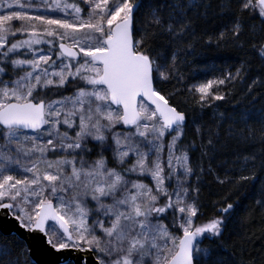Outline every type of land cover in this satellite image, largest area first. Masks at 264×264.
<instances>
[{"label": "snow or ice", "instance_id": "6c2138e0", "mask_svg": "<svg viewBox=\"0 0 264 264\" xmlns=\"http://www.w3.org/2000/svg\"><path fill=\"white\" fill-rule=\"evenodd\" d=\"M217 16L237 46L248 27L264 33V0H0V264H35L10 221L41 234L54 264H264V246L256 256L252 236L229 229L227 196L203 218L202 178L232 176L211 167L219 132L186 138L190 118L158 87L181 78ZM157 36L171 47L154 52ZM252 48L264 62V40ZM246 67L192 85L199 106L225 100L221 86ZM238 119L246 127L229 137L264 140V111ZM238 159L241 172L257 167ZM255 204L264 212V181Z\"/></svg>", "mask_w": 264, "mask_h": 264}, {"label": "trees", "instance_id": "16d2710c", "mask_svg": "<svg viewBox=\"0 0 264 264\" xmlns=\"http://www.w3.org/2000/svg\"><path fill=\"white\" fill-rule=\"evenodd\" d=\"M144 3H154L156 0H143ZM142 26V25H141ZM231 25L225 17L217 16L209 25L205 26L204 31L207 35L197 40L190 55L187 56V62L180 63L181 78L170 79L158 85L163 94L169 99V103L177 106L186 112L190 118L188 128L186 129V138L196 137L195 127L199 126L202 132L210 130L219 132L217 143L219 150L212 157L211 167L217 174L223 178L225 171H230L232 176L230 182L220 185L215 182L212 175H206L202 178V187L200 199L203 204V218H210L216 214L214 205L222 203V197L227 196L234 203L236 215L229 221V229L238 228L240 231L251 235L252 241L246 244L251 250V244H254V255L261 254L264 246V212L255 204V198L260 187V182L264 181V168L259 166V159L264 157V140L259 135L254 141L246 143L237 142L227 134L231 127L234 130L245 128L246 125L238 119L239 114L244 112L264 111V86L257 83L249 91V84L254 80H264V62L256 55L252 43L257 46L261 40H264V33L260 32L259 24L256 25V33L253 35L251 27L246 29L242 35L243 46H237L231 40ZM224 36H219L220 32ZM211 36L213 43L206 44L205 39ZM218 41V43H217ZM161 47H171L167 43V38L157 36L153 44V51L158 52ZM247 61L246 71L241 76L227 84L221 86L220 91L225 94L223 101H209L210 106L206 104L201 108L196 102L197 94L191 91L192 85L203 83L206 80L214 79L221 74L229 71L234 72ZM65 90V94L70 95L71 90ZM215 91V89H214ZM223 114L222 116L220 114ZM195 119V124L192 123ZM251 126L259 130L258 123H251ZM207 135V132H205ZM199 144V140H197ZM199 156V152L194 153ZM242 155H255L257 157V167L251 169L250 166L241 172L239 165L242 163ZM111 160V158H110ZM207 167V164L205 165ZM255 172L256 180L238 181L240 175H250ZM231 180H237L232 183ZM251 212L248 223H243V217Z\"/></svg>", "mask_w": 264, "mask_h": 264}, {"label": "water", "instance_id": "95a60500", "mask_svg": "<svg viewBox=\"0 0 264 264\" xmlns=\"http://www.w3.org/2000/svg\"><path fill=\"white\" fill-rule=\"evenodd\" d=\"M51 223V222H49ZM9 228H14L24 237L27 243L31 247L30 259L35 264H54L57 254L53 253L52 250L46 245L44 237L41 234H28L23 230L18 229L14 221L8 222Z\"/></svg>", "mask_w": 264, "mask_h": 264}, {"label": "rangeland", "instance_id": "374dc122", "mask_svg": "<svg viewBox=\"0 0 264 264\" xmlns=\"http://www.w3.org/2000/svg\"><path fill=\"white\" fill-rule=\"evenodd\" d=\"M68 90H70V89H68ZM68 90H67V91H68ZM71 91H72V90H71ZM110 158H111V157H109V159H110Z\"/></svg>", "mask_w": 264, "mask_h": 264}]
</instances>
